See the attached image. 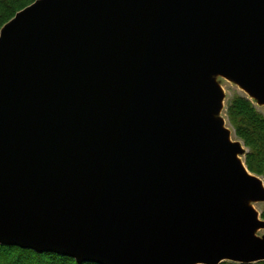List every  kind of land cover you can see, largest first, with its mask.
I'll return each instance as SVG.
<instances>
[{"label": "water", "instance_id": "water-1", "mask_svg": "<svg viewBox=\"0 0 264 264\" xmlns=\"http://www.w3.org/2000/svg\"><path fill=\"white\" fill-rule=\"evenodd\" d=\"M264 105V0H35L0 30V244L95 264L264 261L261 178L216 115ZM263 181V180H262Z\"/></svg>", "mask_w": 264, "mask_h": 264}, {"label": "trees", "instance_id": "trees-1", "mask_svg": "<svg viewBox=\"0 0 264 264\" xmlns=\"http://www.w3.org/2000/svg\"><path fill=\"white\" fill-rule=\"evenodd\" d=\"M35 0H0V30L16 12L28 6ZM227 118L235 135L248 149L244 154V164L247 170L264 180V115L253 102L246 97L237 95L227 107ZM264 220V207L260 211ZM0 264H95L91 262L77 263L74 259L51 252L38 253L31 249L0 244ZM220 264H264V261L254 263H237L223 261Z\"/></svg>", "mask_w": 264, "mask_h": 264}, {"label": "rangeland", "instance_id": "rangeland-1", "mask_svg": "<svg viewBox=\"0 0 264 264\" xmlns=\"http://www.w3.org/2000/svg\"><path fill=\"white\" fill-rule=\"evenodd\" d=\"M216 82L218 83L222 93H223V99H222V107L220 112L216 115L217 118L221 119L223 122V125L229 130V132L232 133V140L237 141L241 144L243 148V152L239 155L242 162L244 160V154L248 151V149L243 145V142L235 135L234 129L232 128L230 122L227 118V107L230 103V101L237 95L243 96L251 100L254 104V106L257 108V110L264 115V105H261L257 103L256 100L251 98L248 94H246L244 91L240 89L238 85L233 83L232 81L228 80L227 78L223 76H217L215 78ZM250 205L260 213V211L264 207V201H257V202H251ZM258 236L264 235V228L260 229L256 233Z\"/></svg>", "mask_w": 264, "mask_h": 264}, {"label": "bare ground", "instance_id": "bare-ground-1", "mask_svg": "<svg viewBox=\"0 0 264 264\" xmlns=\"http://www.w3.org/2000/svg\"><path fill=\"white\" fill-rule=\"evenodd\" d=\"M229 136H230V139L232 140V133L231 132H229ZM237 157L239 158V160H241L240 156H237ZM241 162H242V160H241ZM261 182L264 185V182L262 180H261Z\"/></svg>", "mask_w": 264, "mask_h": 264}]
</instances>
